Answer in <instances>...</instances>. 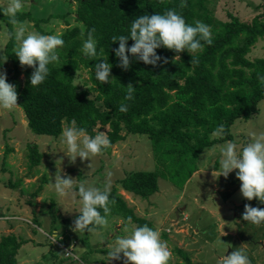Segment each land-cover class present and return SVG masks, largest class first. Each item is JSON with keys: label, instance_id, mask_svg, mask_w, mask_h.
Masks as SVG:
<instances>
[{"label": "rangeland", "instance_id": "374dc122", "mask_svg": "<svg viewBox=\"0 0 264 264\" xmlns=\"http://www.w3.org/2000/svg\"><path fill=\"white\" fill-rule=\"evenodd\" d=\"M209 1L215 18L228 20L231 13L246 22L261 12L264 3V0ZM6 2L0 0V6L4 7ZM22 2V11H30L36 17L69 13L66 18L69 25L61 18H51L41 25L49 35L60 37L66 28L79 25L74 20L73 0ZM23 25L25 37L30 33L41 34L32 22L25 21ZM7 38L6 26L0 20V71L6 73L11 66L4 54ZM247 56L250 59L264 56V36ZM77 77L79 85L88 80L84 70ZM65 127L69 126L65 123ZM95 130L107 134L109 127L98 125ZM252 131H264V98L251 118L237 119L231 126L230 140L205 148L197 155L189 152L181 161L176 152H166L168 146H156L148 135L129 133L123 128L124 139L104 149L101 155L84 161L77 157L71 163L64 153L66 145L61 142V135L32 132L19 106L11 111L0 109V237L14 234L25 240L18 249L16 264H123L122 260L109 262L107 252L118 237L130 234L136 223L108 215L107 227L95 233L73 231L80 198L78 194L57 195L52 184L59 169L62 177L67 174L74 179L77 192L81 183L103 188L110 182L111 189L126 200L136 215L149 220L150 227L160 232L172 253L168 264L185 262L177 247L193 264H219L224 254L238 248L247 254L251 264H264V224L257 228L242 219L245 204L259 208H264V204L241 196L235 170L227 178L219 176V146L232 141L239 152L249 142ZM28 145H36L42 154L39 165L30 171ZM136 170L158 174V190L147 198L127 195L128 191L119 184ZM35 191L38 193L33 196ZM220 240L224 244L218 243Z\"/></svg>", "mask_w": 264, "mask_h": 264}, {"label": "trees", "instance_id": "16d2710c", "mask_svg": "<svg viewBox=\"0 0 264 264\" xmlns=\"http://www.w3.org/2000/svg\"><path fill=\"white\" fill-rule=\"evenodd\" d=\"M73 1L74 20L79 25L66 28L60 35L64 41L63 47L57 49L60 62L48 66L49 75L39 86H31L33 69L21 68L15 56L14 37L7 38L4 45V54L11 63L7 82L16 86L18 105L32 132L58 137L65 123L71 126L75 122L76 127L86 129L94 137L98 125H107L112 146L124 139L121 132L125 128L129 133L148 135L156 146H168L166 152H176L181 161L189 152L197 155L205 148L230 140V128L236 120H248L256 113L258 103L264 98V85L257 79V74L264 75V56L250 59L247 54L264 36V3L261 12L246 22L231 13L228 20L215 18L209 0H185L187 6L182 9L179 7L182 0ZM2 9L0 6V20L8 34L14 28ZM170 9H176L190 25L201 21L211 28L213 42L194 54L196 62L190 63L192 54L187 51L179 54L180 60H175L176 53L161 47L156 52L168 59L166 64L160 62L153 67L129 54L132 60L129 69L118 67L119 58L114 49L119 47V42L112 43V37L130 35L131 22L139 16L163 14ZM68 16L69 13L50 14L42 18L21 11L17 18L22 23L32 22L41 34L49 35L41 25L51 18L64 19L69 25ZM93 28L97 57L90 59L83 54L82 46ZM132 44L129 39L128 47ZM103 59L112 65L107 84H101L95 77L94 65L104 62ZM82 70L88 80L79 85L77 75ZM129 83L136 91L133 99L125 100ZM121 103L127 105V112L118 111ZM219 125L224 126L225 133L222 138H214L211 134ZM28 151L30 171L39 165L42 154L36 145H28ZM119 184L124 190L147 198L158 190V174L149 170L132 171ZM109 198L115 200L109 215L128 221L131 218L137 226H151L149 220L136 215L114 188ZM100 211L103 215V210ZM34 222L37 223L35 218ZM24 242L14 234L1 236L0 264H16L18 249ZM176 250L185 257L182 264H193L179 247Z\"/></svg>", "mask_w": 264, "mask_h": 264}, {"label": "clouds", "instance_id": "9594fccd", "mask_svg": "<svg viewBox=\"0 0 264 264\" xmlns=\"http://www.w3.org/2000/svg\"><path fill=\"white\" fill-rule=\"evenodd\" d=\"M23 6L22 0H7L2 13L8 17V23L14 28V31L7 34L8 38L14 37L19 44L15 49V56L21 68L33 69L30 83L32 87H37L49 75L48 66L60 62L57 49L63 47L64 41L56 35L39 33H30L25 37L26 28L17 18ZM186 6L185 0H182L179 7L182 9ZM94 33V28L87 33L82 46L83 54L90 59L97 57V41ZM129 39L133 41L131 47H128ZM117 41L119 47L114 49L116 57L119 58L117 66L125 71L132 63L129 54L137 61L156 67L160 62L168 63L167 58L157 55L156 52L163 47L176 53L175 60H180L179 54L187 51L192 54L190 63H195L194 54L203 51L205 44L211 45L213 42L209 25L201 21L190 25L176 9L167 10L163 14H145L137 17L131 22L130 35L112 37V43ZM100 51L102 55L103 49ZM103 61L94 65L95 77L101 84H107L111 77L112 65L105 59ZM257 79L261 85H264V75L257 74ZM135 91L136 88L129 83L124 99H133ZM17 106L19 105L16 86L7 82L6 72L0 71V109L11 111ZM127 110L125 103H121L118 107L120 112H127ZM224 133V126L219 125L211 135L214 138H222ZM249 136V142L239 152L237 145L232 141L219 146V176L227 178L235 170L236 178L240 181L241 196L248 201L257 199L259 203L264 204V131H252ZM61 142L66 145L64 153L71 163H74L77 157L81 161L92 160L101 155L104 149L111 147V141L105 132H98L94 137L89 136L86 129L76 127L75 122L62 129ZM52 187L59 197L78 194L80 198L81 207L72 226L73 231L95 233L99 228L107 227L110 205L115 204V200L109 198L110 182H106L103 188L81 183L78 185L77 192L74 179L67 174L62 177L58 169ZM100 209L103 210V215ZM5 219H14V217H5ZM242 219L259 228L264 224V208L245 204ZM218 243L224 244L221 240ZM171 255L167 242L161 239L160 232L147 224L137 226L131 230L130 234L118 237L115 240V246L107 252L109 262L122 260L123 264H168ZM219 264H251V261L247 254L238 248L229 255L224 254Z\"/></svg>", "mask_w": 264, "mask_h": 264}, {"label": "crops", "instance_id": "0c3cea01", "mask_svg": "<svg viewBox=\"0 0 264 264\" xmlns=\"http://www.w3.org/2000/svg\"><path fill=\"white\" fill-rule=\"evenodd\" d=\"M126 193H127V195H128V194H132V193H130V192H129V193H128V192H126ZM123 199H124V198H123ZM124 200H125V199H124ZM125 201H126V200H125ZM126 203H127V202H126ZM128 206H129V205H128ZM130 207H131V206H130ZM131 208H132V207H131Z\"/></svg>", "mask_w": 264, "mask_h": 264}]
</instances>
